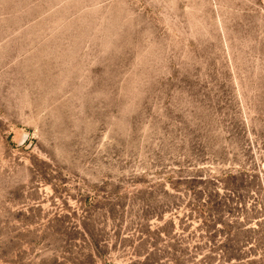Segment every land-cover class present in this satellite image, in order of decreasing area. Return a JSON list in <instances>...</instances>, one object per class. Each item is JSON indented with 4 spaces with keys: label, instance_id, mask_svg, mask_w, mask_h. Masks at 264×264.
<instances>
[{
    "label": "rangeland",
    "instance_id": "obj_1",
    "mask_svg": "<svg viewBox=\"0 0 264 264\" xmlns=\"http://www.w3.org/2000/svg\"><path fill=\"white\" fill-rule=\"evenodd\" d=\"M172 258L264 264V0H0V264Z\"/></svg>",
    "mask_w": 264,
    "mask_h": 264
},
{
    "label": "trees",
    "instance_id": "obj_2",
    "mask_svg": "<svg viewBox=\"0 0 264 264\" xmlns=\"http://www.w3.org/2000/svg\"><path fill=\"white\" fill-rule=\"evenodd\" d=\"M232 174L229 173H224L222 174L219 178H215L216 181L222 186L224 190H231L230 185V177H232ZM192 190V193L195 196V201L193 202L194 206V211L197 215L198 218H200L202 226H204L207 229H210L212 227V224H214L216 217L220 215L221 213V197L218 196L217 194L215 195H210L206 194L205 190L202 188H199L196 192H193V188H189ZM232 192V191H231ZM233 193V192H232ZM213 196H215L213 198ZM242 210H240L241 213ZM256 213H258L257 210H255ZM253 211V213L255 212ZM246 214H250L249 212H245ZM260 213V212H259ZM246 217V216H244ZM233 231H237L236 228ZM225 233L227 235H232L235 233H231L230 226L228 224L226 225ZM172 263L173 264H178V260L176 258H172Z\"/></svg>",
    "mask_w": 264,
    "mask_h": 264
}]
</instances>
